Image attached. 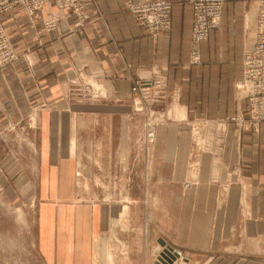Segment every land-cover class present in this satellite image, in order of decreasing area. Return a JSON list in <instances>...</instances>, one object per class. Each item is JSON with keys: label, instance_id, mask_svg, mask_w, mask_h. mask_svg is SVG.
I'll return each instance as SVG.
<instances>
[{"label": "crops", "instance_id": "0c3cea01", "mask_svg": "<svg viewBox=\"0 0 264 264\" xmlns=\"http://www.w3.org/2000/svg\"><path fill=\"white\" fill-rule=\"evenodd\" d=\"M93 1L80 27L53 2L1 21L17 59L0 70V192L33 203L39 252L156 264L162 241L185 255L177 264H264V123L241 121L257 2L225 0L194 62L190 0H146L170 5L155 37L128 0ZM150 78L165 86L147 144L132 88Z\"/></svg>", "mask_w": 264, "mask_h": 264}, {"label": "built area", "instance_id": "2783aa9c", "mask_svg": "<svg viewBox=\"0 0 264 264\" xmlns=\"http://www.w3.org/2000/svg\"><path fill=\"white\" fill-rule=\"evenodd\" d=\"M225 0H190L193 9V21L191 30V45L193 61L198 59V45L206 40L211 29L217 28L220 24L222 4ZM259 6L256 24V40L253 47L243 54V68L241 86H247L246 114L249 117L251 126L264 122V0H253ZM53 2L58 10L69 9L77 20L76 26H82L89 18L97 12L94 11L93 0H0V20L5 13H11L16 7H20L29 18L42 10L43 5ZM127 10L135 17L138 24L144 31L155 37L166 32L170 27V5L163 1H137L128 0ZM55 20L45 22V27L54 29ZM2 36V35H1ZM8 42L3 40L0 44V61L8 57ZM1 64V63H0ZM4 64V65H5ZM154 82H136L133 91L148 95V87ZM162 83V92L164 90ZM141 90V91H140ZM159 97V96H158ZM239 120V119H238ZM236 122H239V121ZM170 253L175 256L174 262H182L185 255L175 248L170 247Z\"/></svg>", "mask_w": 264, "mask_h": 264}, {"label": "rangeland", "instance_id": "374dc122", "mask_svg": "<svg viewBox=\"0 0 264 264\" xmlns=\"http://www.w3.org/2000/svg\"><path fill=\"white\" fill-rule=\"evenodd\" d=\"M2 17L0 20V44L6 37L9 51L6 59L7 63H4V59L0 61V70L12 65L17 59L2 25ZM149 80L154 82V85L146 90L150 93L140 99V104L135 105V113L139 115L137 121H140V125L142 124V117L144 119L147 144H151L154 139L153 126L156 119L153 115V108L162 102V78H150L146 82ZM136 82H142V80H136L133 85ZM241 121L243 126L247 127H256L260 123H264L260 122L256 126H251L247 114L245 120ZM11 197L0 192V264H48L38 250L37 216L33 203L14 205L15 201L11 200ZM163 248L160 244L157 247V253L155 252L154 257L155 263L158 261L159 253L162 252ZM172 264H175L174 260Z\"/></svg>", "mask_w": 264, "mask_h": 264}, {"label": "water", "instance_id": "95a60500", "mask_svg": "<svg viewBox=\"0 0 264 264\" xmlns=\"http://www.w3.org/2000/svg\"><path fill=\"white\" fill-rule=\"evenodd\" d=\"M159 244L164 248L162 252L159 253L158 261L156 262V264H172L173 260L175 259V256L170 253V247L165 246V243L162 241H160ZM180 264H185V263H180Z\"/></svg>", "mask_w": 264, "mask_h": 264}, {"label": "bare ground", "instance_id": "6f19581e", "mask_svg": "<svg viewBox=\"0 0 264 264\" xmlns=\"http://www.w3.org/2000/svg\"><path fill=\"white\" fill-rule=\"evenodd\" d=\"M157 253V252H156Z\"/></svg>", "mask_w": 264, "mask_h": 264}]
</instances>
